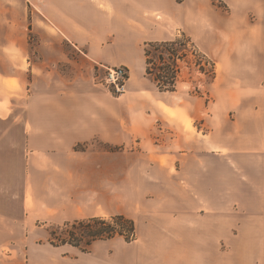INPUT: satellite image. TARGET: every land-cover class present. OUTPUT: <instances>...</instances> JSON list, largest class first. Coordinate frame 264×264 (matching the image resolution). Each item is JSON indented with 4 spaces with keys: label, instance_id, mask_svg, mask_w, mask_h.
Masks as SVG:
<instances>
[{
    "label": "crops",
    "instance_id": "1",
    "mask_svg": "<svg viewBox=\"0 0 264 264\" xmlns=\"http://www.w3.org/2000/svg\"><path fill=\"white\" fill-rule=\"evenodd\" d=\"M182 34L215 63L201 94L143 77L145 45ZM91 143L101 183L137 151L136 239L67 253L33 223L101 216L78 209ZM0 264H264V0H0Z\"/></svg>",
    "mask_w": 264,
    "mask_h": 264
},
{
    "label": "rangeland",
    "instance_id": "2",
    "mask_svg": "<svg viewBox=\"0 0 264 264\" xmlns=\"http://www.w3.org/2000/svg\"><path fill=\"white\" fill-rule=\"evenodd\" d=\"M184 34L177 36L176 38H182ZM175 38V39H176ZM200 51V50H199ZM187 57L184 61L180 63L182 70L179 79V88L181 91L186 93L190 92L193 94H201V79L203 77L204 81L211 82L213 80L212 76V66L207 65V59H204L201 54L198 56H194L191 53H187ZM211 61V60H210ZM211 63V62H210ZM203 64L206 68L205 74H203L200 70V65ZM145 71L143 72V77H146V81L149 83L152 82L153 86L156 88L155 81L146 76V59L144 65ZM81 151H84L85 154L83 159L87 160L85 163L83 161V175L81 181V187L83 191H89L91 193L92 190L97 189L99 193V197L97 199L83 197L81 199L80 208L82 215H88V213L93 212L94 209H98L102 212L101 216L98 218H102L106 221H111V218L117 215H125L128 219H135V215L139 211L140 201L143 200L140 198L139 189L143 190L145 184L143 182H139L136 180V176L133 175L135 172V168L138 163V155L136 150H126L121 146H116L112 149L113 151V161L111 167L113 169V182L108 181L107 183L103 181L102 183L99 181L100 175L105 176V172L103 173L95 172L93 160H90V153L92 151L105 152V149L94 146L92 143L86 147H80ZM103 164H105V159H102ZM108 168H109V159H108ZM109 174V173H108ZM129 177V180L127 178ZM39 184V183H38ZM60 184V183H59ZM106 184H108V196L109 189L112 186V197H105ZM59 188V185H57ZM103 195V196H102ZM58 200V198H56ZM96 202V206H95ZM56 211L59 213H63V209L59 207L56 203L52 205ZM73 207H65L66 214L63 218H67L68 212H71ZM62 218V217H61ZM90 217H83V220H88ZM74 219H70L67 221H63V219H57L53 221H48L45 219L34 221L33 223V235L37 238L38 241L49 243L54 247H64V250L67 253H84L79 248L67 243L61 244L60 241L56 240V244L59 246H55L51 243L53 237H51V232H55L59 235L61 233L66 223H72ZM121 238V237H116ZM92 248V247H91ZM91 248L89 251H91Z\"/></svg>",
    "mask_w": 264,
    "mask_h": 264
},
{
    "label": "trees",
    "instance_id": "3",
    "mask_svg": "<svg viewBox=\"0 0 264 264\" xmlns=\"http://www.w3.org/2000/svg\"><path fill=\"white\" fill-rule=\"evenodd\" d=\"M146 76L151 77L160 92H175L179 84L182 67L180 63L191 53L195 57L201 54L207 59V65L212 66L213 79L216 77L215 63L203 55L191 39L184 34L182 38H176L167 42H150L145 45ZM211 62V63H210ZM203 74L206 68L200 65ZM59 235L51 232L55 246L56 240L61 244H71L83 252H89L92 245L101 240H109L116 237L124 238L127 242L136 239V225L124 215H117L106 221L102 218L66 223Z\"/></svg>",
    "mask_w": 264,
    "mask_h": 264
},
{
    "label": "built area",
    "instance_id": "4",
    "mask_svg": "<svg viewBox=\"0 0 264 264\" xmlns=\"http://www.w3.org/2000/svg\"><path fill=\"white\" fill-rule=\"evenodd\" d=\"M130 71L124 66L105 67V84L115 97L122 96L128 91Z\"/></svg>",
    "mask_w": 264,
    "mask_h": 264
}]
</instances>
